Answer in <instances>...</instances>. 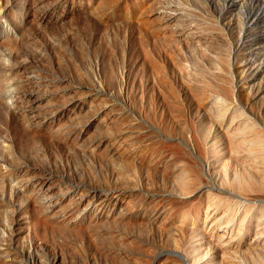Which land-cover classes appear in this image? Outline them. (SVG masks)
Instances as JSON below:
<instances>
[{"label":"rangeland","instance_id":"obj_1","mask_svg":"<svg viewBox=\"0 0 264 264\" xmlns=\"http://www.w3.org/2000/svg\"><path fill=\"white\" fill-rule=\"evenodd\" d=\"M263 145L264 0H0V264H264Z\"/></svg>","mask_w":264,"mask_h":264},{"label":"bare ground","instance_id":"obj_2","mask_svg":"<svg viewBox=\"0 0 264 264\" xmlns=\"http://www.w3.org/2000/svg\"><path fill=\"white\" fill-rule=\"evenodd\" d=\"M262 162H264V161H261L257 165H250L252 167H245L246 174L248 175V177L245 178L246 181L251 180V179H255V180H259V181L264 180V167L260 166ZM238 182H242V180L239 179ZM262 213H263V215H262L261 224H262V227L264 230V209H263ZM241 256H242V254H239V253L236 254L235 258L233 259L234 261L232 262V264H242L243 256H242V258H241ZM254 264H255V262H254Z\"/></svg>","mask_w":264,"mask_h":264}]
</instances>
